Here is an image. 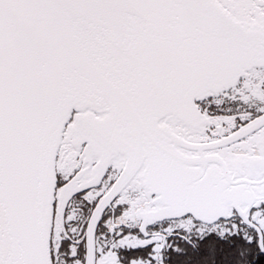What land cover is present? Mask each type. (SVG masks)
Wrapping results in <instances>:
<instances>
[{
  "label": "snow or ice",
  "instance_id": "obj_1",
  "mask_svg": "<svg viewBox=\"0 0 264 264\" xmlns=\"http://www.w3.org/2000/svg\"><path fill=\"white\" fill-rule=\"evenodd\" d=\"M0 264H264V0H0Z\"/></svg>",
  "mask_w": 264,
  "mask_h": 264
}]
</instances>
